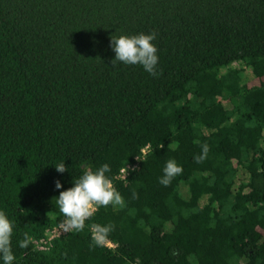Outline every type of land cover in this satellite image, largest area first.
<instances>
[{
  "label": "trees",
  "instance_id": "trees-1",
  "mask_svg": "<svg viewBox=\"0 0 264 264\" xmlns=\"http://www.w3.org/2000/svg\"><path fill=\"white\" fill-rule=\"evenodd\" d=\"M151 32L162 74L111 65V35ZM105 163L125 206L48 238ZM0 211L13 264H264V0H0Z\"/></svg>",
  "mask_w": 264,
  "mask_h": 264
},
{
  "label": "clouds",
  "instance_id": "clouds-1",
  "mask_svg": "<svg viewBox=\"0 0 264 264\" xmlns=\"http://www.w3.org/2000/svg\"><path fill=\"white\" fill-rule=\"evenodd\" d=\"M156 35L155 32L134 35H111L110 47L115 53V57L111 60V65L115 67L118 62L126 65L139 64L153 77L162 74L156 69L158 50L152 43ZM197 143L199 142L197 141ZM160 147H163V145L161 144ZM201 148V154L193 157L196 163H202L207 158V153L210 150L207 144H202ZM55 169L60 173L68 170L63 162L56 164ZM110 171V166L107 163L96 170L85 166L82 174L74 179L73 186L60 191L58 197H55L56 206L65 218L63 221L64 231H83L85 222L91 219L100 207L111 205L123 208L125 206L122 195L105 175ZM123 171L126 176L127 169ZM182 172V166L178 165L174 159H169L163 168V175L158 178L159 183L163 186H168L172 179L182 174ZM55 187L57 189L61 188L59 180L55 181ZM133 195L135 196V193ZM90 228L91 238L99 246L104 243L108 234L113 231L114 226L111 224L101 225L93 223ZM12 235L13 223L3 211H0V258H2L3 264H13L15 260L11 248ZM23 237L18 243L19 247L26 249L29 247L31 237L27 232L23 234Z\"/></svg>",
  "mask_w": 264,
  "mask_h": 264
},
{
  "label": "built area",
  "instance_id": "built-area-1",
  "mask_svg": "<svg viewBox=\"0 0 264 264\" xmlns=\"http://www.w3.org/2000/svg\"><path fill=\"white\" fill-rule=\"evenodd\" d=\"M145 147H146V146H145ZM145 147H143V148L141 149V152H142V153L145 151ZM131 166H133V164H131V165H130V164H127V165H125V167L121 168L120 171H119V175H118V176L123 177L124 174H125V172H124L123 170H124L126 167H131ZM63 221H64V220H63ZM63 221L60 222L57 226L51 228V230L49 231L48 238H52V237H54V236H58L59 234H62V233H64V232H66V231H64ZM91 236H92V234H91ZM103 245L106 246V247H112V246H113V243H112L111 241H109L108 239H106V240L104 241ZM37 247H38L39 249H42L44 246H43V244H37Z\"/></svg>",
  "mask_w": 264,
  "mask_h": 264
}]
</instances>
